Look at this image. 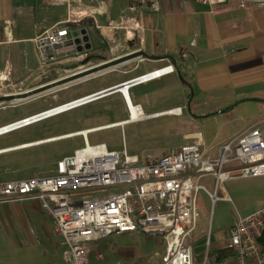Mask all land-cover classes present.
I'll use <instances>...</instances> for the list:
<instances>
[{
  "label": "built area",
  "instance_id": "built-area-1",
  "mask_svg": "<svg viewBox=\"0 0 264 264\" xmlns=\"http://www.w3.org/2000/svg\"><path fill=\"white\" fill-rule=\"evenodd\" d=\"M71 1L55 0L68 6ZM196 2L212 8L233 6L239 10L264 7V0ZM88 15L83 9L73 8L64 24L55 25L35 37L33 42L43 67L55 60L62 49L77 48L70 45L74 42L72 32L74 26L81 24ZM125 21L141 25L138 17L127 16ZM13 26L11 21L4 24L6 43L14 41ZM114 27L110 25L108 29ZM141 28L142 25L138 27L139 30ZM175 72L174 66L170 65L114 87L128 86L129 92L133 86ZM0 74L5 72L0 71ZM117 89L113 93L120 94L116 93ZM103 91L65 103L68 107L58 114L102 100L91 97ZM84 99L88 100L80 101ZM123 100L128 113L126 124L71 134L74 136L70 138L83 137L85 146L82 149L59 160L49 175L13 181L0 178V202H37L53 221L54 234L63 250L65 264H108L104 262V254L94 250V245L113 235L135 233L164 239L166 248L161 264H195L191 241L199 221L197 194L203 190L213 201H231L224 189L227 180L264 177L263 133L259 126H254L226 143L209 147L201 133L193 132L189 142L159 157L131 152L125 140L122 149L118 150L109 149L105 143L91 145L88 139L91 134L113 128L123 129L162 114L148 115L142 105L134 104L131 99L128 102L125 96ZM132 105L138 113L135 119ZM176 109L179 114H169L174 113L175 109L163 113L168 114L166 116H182L183 109ZM46 112L0 127V137L48 119L37 118ZM30 145L0 149V156L29 148ZM208 178L214 183V193L201 184L203 179ZM228 236V248L234 253L235 264H264L261 245L264 206L249 216L239 217L229 229Z\"/></svg>",
  "mask_w": 264,
  "mask_h": 264
},
{
  "label": "crops",
  "instance_id": "crops-1",
  "mask_svg": "<svg viewBox=\"0 0 264 264\" xmlns=\"http://www.w3.org/2000/svg\"><path fill=\"white\" fill-rule=\"evenodd\" d=\"M73 8L83 9L89 14L87 21L75 25L74 30H87L92 47L89 53L99 57L101 63L138 51L145 54L96 74L119 76L93 93L172 65L176 70L174 74L133 86L129 90L132 102L142 105L148 115L176 107L189 109L190 112H193L192 108L197 109L200 111L193 113L203 115L205 113L202 110L208 108L212 109L208 113L217 112V118H223L231 115L232 110L251 106L252 110H256L257 117L261 118L253 126L264 123V7L248 10H239L233 6L212 8L196 0H72L70 6L55 0H0V70L8 66L12 72L19 71L18 74H21L20 71L27 67L25 64L30 51L37 55L33 42L35 37L55 25L64 24ZM127 16L138 17L141 30L138 29L140 24L125 21ZM6 21L14 25L13 43H6ZM110 25H114V29H108ZM89 27H93V32ZM131 41H134L133 48ZM74 53L86 58L88 51L80 53L75 47L61 50V55ZM175 90L177 96L165 103L173 106L147 111L146 105L152 107L149 100ZM152 103L156 105L157 102ZM155 105L153 108L158 109ZM193 120L198 123L199 119ZM208 120L210 117L204 121ZM224 127L223 121L220 133ZM249 128L237 131L229 129L228 136L220 143L232 140ZM86 130L89 129L18 146L34 143L33 146L41 145ZM207 139L216 141L209 136ZM259 191L262 192L259 196L264 199V189ZM235 222L224 230L214 231L211 239L203 232L198 235L194 242L199 253L194 252V260L196 257L202 258V262L205 260L206 264H235L234 253L228 248V231ZM207 238L210 246L208 256H204L202 244ZM195 264H198L196 260Z\"/></svg>",
  "mask_w": 264,
  "mask_h": 264
},
{
  "label": "rangeland",
  "instance_id": "rangeland-1",
  "mask_svg": "<svg viewBox=\"0 0 264 264\" xmlns=\"http://www.w3.org/2000/svg\"><path fill=\"white\" fill-rule=\"evenodd\" d=\"M84 21H87V18ZM89 29L92 31L93 27H89ZM88 54L94 55L92 52H88ZM27 58L25 64L27 67L20 71L21 74H18L19 71L12 72L8 66L0 70L5 72L8 77L5 83L6 89L0 91L1 96H20L23 92L42 84L55 83L89 69L93 65L102 64V60L97 57L89 65L82 66L81 62L84 58L75 53L60 54L45 67L42 66L38 55L35 56L32 50ZM118 76V74L94 75L49 90L39 96L26 99L16 97L14 100L0 104V125L13 123L93 94V91ZM176 96L175 90L155 100H149L152 107L146 105V109L148 112H153L169 108L173 105L165 104L166 101L173 100ZM154 101L157 102L156 105L152 103ZM154 105L158 109L153 108ZM182 109L183 115L179 117H156L130 124L123 129L113 128L91 134L88 136L89 143L91 145L105 143L109 149L118 150L122 149L125 140V144L131 152L142 156L153 154L159 157L170 149L179 148L189 142V136L193 132L201 133L208 146L217 147L221 141L226 139L229 129L237 131L254 127L253 124L261 120L260 117H257L256 110H252L251 106L232 110L231 115L223 118L213 116L208 121H204L207 118H201L197 121L198 123L193 120L195 118L192 117V113L200 110L192 108L193 112L191 113L189 109ZM211 110L204 108L202 112L207 114ZM127 118L128 113L124 100L120 94H115L0 137V149L69 134L86 128L90 129V127L96 128L121 122ZM223 121L225 129L220 133L219 129ZM259 128L264 137V123H261ZM207 136L216 141L208 140ZM84 146L83 137L78 136L1 155L0 178L5 181H13L49 175L56 168L59 160L72 155ZM201 184L209 192L214 193L215 188L211 178L203 179ZM224 189L231 201H213L210 195L203 190L197 194L199 221L192 242L195 253H199V251L195 247L194 241L202 232L211 239L214 231L224 230L239 217L249 216L264 206V199L259 196L262 193L259 190L264 189V177L227 180L224 183ZM208 238L202 244L204 256H208L207 252L210 246ZM93 248L104 254V262L108 264H161L166 243L161 237H149L135 233L110 236L95 244ZM62 252L58 237L54 234L53 221L43 212L37 202H0V264H65ZM195 260L198 264H205V260L202 262V258L195 257ZM93 262L95 261L93 260Z\"/></svg>",
  "mask_w": 264,
  "mask_h": 264
},
{
  "label": "water",
  "instance_id": "water-1",
  "mask_svg": "<svg viewBox=\"0 0 264 264\" xmlns=\"http://www.w3.org/2000/svg\"><path fill=\"white\" fill-rule=\"evenodd\" d=\"M72 37L74 38V42H71L70 45H76L78 52L83 53L85 51H90L91 50L92 47H91L90 39H89V37L87 35V30L86 29L74 30L72 32ZM134 41H131V43H130L132 48L134 47ZM143 56H145V54L143 52H141V51H138V52L132 53L130 55H126V56H123L121 58L115 59L113 61H106V62L102 63L101 65H99L97 67H94V68H91V69H86V70H84V71H82L80 73H77V74L71 75L69 77H66V78H64V79H62L60 81H57V82L52 83V84H50L48 86L42 87L40 89H37V90H35L33 92L21 95L20 98H24V99L30 98V97L39 95L41 93H44L46 91L55 89L57 87H62V86L71 84L73 82L84 80L86 78H89L91 76H94V75L102 73V72H105V71L110 70V69H112L114 67L122 65V64H124V63H126L128 61H133V60H136V59H138L140 57H143ZM181 79L185 82V80L182 77H181ZM130 84H132V83H130ZM117 86H119V85H117ZM115 89H117V87H111L109 89H105L103 92L110 91L108 94H111L114 91H116ZM191 96L193 97V93H192ZM3 100L4 99L0 98V101H3ZM34 144H32V145H34Z\"/></svg>",
  "mask_w": 264,
  "mask_h": 264
},
{
  "label": "bare ground",
  "instance_id": "bare-ground-1",
  "mask_svg": "<svg viewBox=\"0 0 264 264\" xmlns=\"http://www.w3.org/2000/svg\"><path fill=\"white\" fill-rule=\"evenodd\" d=\"M7 80H8V77L5 75V74H0V91H4L5 89H6V87H5V83L7 82ZM128 86H121V87H119L117 90V92L116 93H120L121 94V96H122V98L124 99V96H125V98L128 100V102H130V95H129V92H128V88H127ZM110 91H107V92H103L102 94H98V95H94V96H92L91 98H93V100H99V99H105V97L107 98V96L109 97V96H112V95H115V93H113V94H108ZM106 94H108V95H106ZM18 99H21V98H18ZM89 99V98H88ZM88 99H84V100H80V101H87ZM17 101H22V100H17ZM69 103V102H68ZM66 107H68L67 105H59V106H57V107H55V108H53V109H49V110H47V112L45 113V114H42V115H40V116H37V118H45V117H49V118H51V117H54V116H56V114H58L59 112H61L62 110H64ZM131 110H132V113H133V119H135V118H137V116H138V113H137V111H136V109H135V107H134V105H132V107H131ZM169 114H172V115H174V114H179V110L178 109H176L175 108V110H174V113H169ZM59 115V114H58ZM166 115H168V114H166V113H162V114H160V115H158L157 117H162V116H166ZM48 118V119H49ZM150 119V118H149ZM46 120V119H45ZM44 121V120H43ZM126 120H124V121H121V122H116V123H111V124H108V125H104V126H111V127H118V126H123L124 124H126V122H125ZM41 122V121H40ZM114 124H116V125H114ZM102 127V126H101ZM83 132H85V131H83ZM86 133V132H85ZM71 136H74V135H68V136H66V137H62V138H60V139H68V138H70ZM60 139H53V140H51V141H55V140H60ZM30 146H33V145H30ZM28 147V146H27Z\"/></svg>",
  "mask_w": 264,
  "mask_h": 264
},
{
  "label": "flooded vegetation",
  "instance_id": "flooded-vegetation-1",
  "mask_svg": "<svg viewBox=\"0 0 264 264\" xmlns=\"http://www.w3.org/2000/svg\"><path fill=\"white\" fill-rule=\"evenodd\" d=\"M88 52H89V51H88ZM94 59H97V56L87 54L86 58H84L83 61L81 62V65H82V66L89 65ZM97 66H99V65H93V67H90L89 69L94 68V67H97ZM52 83H54V82H49V83H46V84H42V85H40V86H37V87L32 88V89H30V90H27V91L23 92L22 94H20V96H21V95H24V94H26V93L33 92V91H35V90H37V89H40V88H42V87L48 86V85H50V84H52ZM46 92H47V91H46ZM44 93H45V92H44ZM41 94H43V93H41ZM39 95H40V94H39ZM39 95H36V96H39ZM20 96L17 95V96H14V97H9V96H6V95H2V96L0 95V98L4 99L3 101H0V104H2V103H4V102H7V101L14 100L16 97H20Z\"/></svg>",
  "mask_w": 264,
  "mask_h": 264
},
{
  "label": "trees",
  "instance_id": "trees-1",
  "mask_svg": "<svg viewBox=\"0 0 264 264\" xmlns=\"http://www.w3.org/2000/svg\"><path fill=\"white\" fill-rule=\"evenodd\" d=\"M217 114H218L217 112L207 113V114H203V115H195L194 113H192V116H194L196 119H201V118L213 117V116H216ZM261 245H262V247L264 249V236L261 239Z\"/></svg>",
  "mask_w": 264,
  "mask_h": 264
}]
</instances>
